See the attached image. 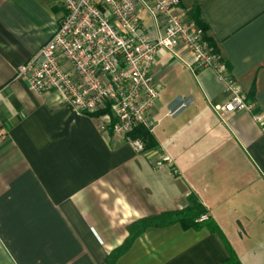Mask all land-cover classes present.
<instances>
[{
  "label": "crops",
  "instance_id": "1",
  "mask_svg": "<svg viewBox=\"0 0 264 264\" xmlns=\"http://www.w3.org/2000/svg\"><path fill=\"white\" fill-rule=\"evenodd\" d=\"M181 3L190 20L198 9L253 107L216 114L225 82L190 69L181 45L160 50L148 113L157 144L136 152L99 117L18 76L56 30L57 0H0V264H264V0ZM192 195L210 224L149 226L114 254L130 224Z\"/></svg>",
  "mask_w": 264,
  "mask_h": 264
},
{
  "label": "built area",
  "instance_id": "2",
  "mask_svg": "<svg viewBox=\"0 0 264 264\" xmlns=\"http://www.w3.org/2000/svg\"><path fill=\"white\" fill-rule=\"evenodd\" d=\"M57 2L63 16L56 30L19 66L18 76L35 93L52 91L82 113H99L100 129L110 126L136 152L145 150L144 143L129 133L137 125L154 128L148 113L160 88L151 69L160 50L181 45L193 58L190 69L211 68L225 82L230 98L212 107L216 114L252 109L202 29L187 18L181 0ZM164 162H170L165 154L156 165Z\"/></svg>",
  "mask_w": 264,
  "mask_h": 264
},
{
  "label": "trees",
  "instance_id": "3",
  "mask_svg": "<svg viewBox=\"0 0 264 264\" xmlns=\"http://www.w3.org/2000/svg\"><path fill=\"white\" fill-rule=\"evenodd\" d=\"M192 21L202 29L205 40L210 42L209 46L212 52L218 55L215 45L212 44V41L209 39V37L206 36L205 32L207 30V26L204 23L203 19L200 17L197 8H195L192 11ZM98 114L99 113H93L89 115L96 116ZM129 136L131 138H140L144 143L145 150L155 147L157 144L152 132L143 125L135 126L133 130L129 133ZM206 212L207 210L205 206H203L198 201V199L192 195L190 196V204L185 208L170 210L161 213L159 215L137 219L136 221H134L132 224L129 225L128 237L126 238L124 243L115 250L114 254H120L124 252L129 246L131 240L149 226H165L171 223L178 222L182 225L183 228H190V227H197L202 222L210 224L211 221L209 220L210 218L209 216H207L205 220H199V217ZM232 258H234L233 253H232Z\"/></svg>",
  "mask_w": 264,
  "mask_h": 264
}]
</instances>
